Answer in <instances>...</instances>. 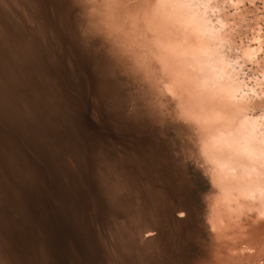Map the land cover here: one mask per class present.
<instances>
[{"label": "rangeland", "instance_id": "374dc122", "mask_svg": "<svg viewBox=\"0 0 264 264\" xmlns=\"http://www.w3.org/2000/svg\"><path fill=\"white\" fill-rule=\"evenodd\" d=\"M239 1L218 0L229 60L264 40V0ZM103 2L0 0L1 264H240L210 230L201 135L152 81L148 40L121 17L109 29ZM263 67L264 43L249 86ZM241 226L264 242V220Z\"/></svg>", "mask_w": 264, "mask_h": 264}, {"label": "bare ground", "instance_id": "6f19581e", "mask_svg": "<svg viewBox=\"0 0 264 264\" xmlns=\"http://www.w3.org/2000/svg\"><path fill=\"white\" fill-rule=\"evenodd\" d=\"M122 2L104 0L108 28L121 17L130 26L129 40H148L152 81L175 102L178 116L202 137L201 155L218 190L208 222L211 232L216 238L233 240L227 248L230 262L264 264L260 259L264 242L254 234L253 240L244 239L246 232L239 230L244 217L264 220V114L251 113L253 103L264 98V70L259 79L254 78L255 87L249 86L244 73L246 65H258L264 43L260 31L252 44L239 48L229 60L222 49L230 41L231 24L218 0H139L127 13ZM240 2L230 0L235 13Z\"/></svg>", "mask_w": 264, "mask_h": 264}]
</instances>
